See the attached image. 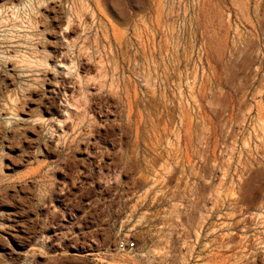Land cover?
I'll return each instance as SVG.
<instances>
[{
  "label": "rangeland",
  "instance_id": "obj_1",
  "mask_svg": "<svg viewBox=\"0 0 264 264\" xmlns=\"http://www.w3.org/2000/svg\"><path fill=\"white\" fill-rule=\"evenodd\" d=\"M262 147L264 0H0V264H264Z\"/></svg>",
  "mask_w": 264,
  "mask_h": 264
},
{
  "label": "bare ground",
  "instance_id": "obj_2",
  "mask_svg": "<svg viewBox=\"0 0 264 264\" xmlns=\"http://www.w3.org/2000/svg\"><path fill=\"white\" fill-rule=\"evenodd\" d=\"M75 1V0H74ZM78 2V1H77ZM81 2V1H80ZM80 2H79V5H80ZM85 2V1H84ZM74 3V2H73ZM251 4V3H250ZM73 5V4H72ZM72 5H71V8H72ZM86 5V4H85ZM58 7H59V5H58ZM74 7H76V6H74ZM230 9V8H229ZM73 10V9H72ZM79 10V9H78ZM83 10H84V8H83ZM82 10V11H83ZM66 13V12H65ZM72 13V12H71ZM75 13V12H74ZM79 13V12H78ZM84 13H85V11H84ZM227 14V13H226ZM65 15V14H64ZM67 17V16H66ZM65 17V18H66ZM83 17V16H82ZM64 18V19H65ZM75 18V17H74ZM80 20V19H79ZM65 22V21H64ZM73 22V21H72ZM86 22V21H85ZM254 22V21H253ZM78 23V22H77ZM66 26V27H65ZM64 27H65V29L67 28V22H66V25H65ZM74 26V25H73ZM253 26V25H252ZM64 29V30H65ZM68 30H69V28H68ZM66 31V30H65ZM112 32V31H111ZM114 32V31H113ZM110 36V35H109ZM113 36H115V35H113ZM105 37V36H104ZM110 38V37H109ZM117 39V38H116ZM118 40V39H117ZM110 41H111V39H110ZM116 43H117V41H116ZM66 65V64H65ZM69 66V65H68ZM75 66V65H74ZM127 87V86H126ZM127 89V88H126ZM126 91V90H125ZM121 93V92H120ZM136 93V92H135ZM126 94V93H125ZM130 94V93H129ZM132 94V93H131ZM135 95V94H134ZM137 95V94H136ZM135 95V96H136ZM137 97V96H136ZM137 101V100H136ZM131 102V101H130ZM135 102V101H134ZM131 104V103H130ZM130 104H128V105H130ZM134 105V104H133ZM132 106V105H131ZM131 108V110L133 109L132 107H130ZM128 109H129V107H128ZM127 109V110H128ZM130 114V113H129ZM138 115V114H137ZM134 116V115H133ZM151 116V115H150ZM129 117V116H128ZM134 117H136V116H134ZM138 117H141V116H138ZM132 118V117H131ZM154 118V117H153ZM139 119V118H138ZM138 119L136 120V121H138ZM133 120V119H132ZM155 121V120H154ZM135 122V121H134ZM148 122H150V121H148ZM131 123H132V121H131ZM138 124V123H137ZM140 124V123H139ZM59 125V124H58ZM95 126V125H94ZM137 126V125H136ZM92 127H93V125H92ZM148 127V126H147ZM95 128V127H94ZM93 129V128H92ZM91 129V130H92ZM155 129V128H154ZM94 132H96L95 130H93ZM92 132V131H91ZM89 134V133H88ZM136 134V133H135ZM72 136V135H71ZM93 136V135H92ZM97 136V135H96ZM73 137H74V135H73ZM88 137V136H87ZM71 138V137H70ZM79 138V137H78ZM137 138V137H136ZM74 139V138H73ZM72 139V140H73ZM77 139V138H76ZM95 139V138H94ZM58 140V139H57ZM156 140V139H155ZM69 141V140H68ZM152 141V140H151ZM76 142V141H75ZM263 148V147H262ZM264 149V148H263ZM260 152H261V150H260ZM247 153H249V152H247ZM260 154V153H259ZM249 155H250V153H249ZM264 155V154H263ZM251 159H253V158H251ZM256 160H257V158H255ZM239 161V160H238ZM252 162V161H251ZM257 162V161H256ZM249 163V162H248ZM206 164H207V162H206ZM258 164V163H257ZM240 165V164H239ZM242 167H243V165H242ZM235 169V168H234ZM240 172H241V170H240ZM245 172V171H244ZM239 173V172H238ZM235 175H237L236 173H235ZM251 175V174H250ZM245 176V175H244ZM235 178H236V176H234ZM237 177H239L238 175H237ZM238 179V178H237ZM257 181H259V178H258V180ZM239 182V181H238ZM260 186V185H259ZM257 189V188H256ZM255 189V190H256ZM237 191V190H236ZM264 191V190H263ZM262 193V192H261ZM233 194V193H232ZM235 194V193H234ZM234 196V195H233ZM237 196V195H236ZM260 196V195H259ZM234 198V197H233ZM237 198V197H236ZM234 200V199H233ZM264 200V199H263ZM228 201V200H227ZM230 202H233V201H230ZM264 202V201H263ZM239 212V211H238ZM231 214V213H230ZM236 214V213H235ZM233 215V214H232ZM262 216V215H261ZM231 217V216H230ZM241 217V216H240ZM253 217V216H252ZM256 217H257V215L255 216V219H256ZM240 219V218H239ZM239 219H235L236 221H238ZM234 219H232V221H233ZM245 220V219H244ZM253 221V220H252ZM245 222H246V220H245ZM243 223V222H242ZM257 223V222H256ZM260 224H262V222L260 223ZM259 224V225H260ZM232 225V224H231ZM237 229V228H236ZM17 229H15V231H16ZM11 232V231H10ZM19 233V232H18ZM8 234V233H7ZM235 234V233H234ZM233 234V235H234ZM15 235V234H14ZM247 235V234H246ZM16 236V235H15ZM14 238V237H13ZM12 239V238H11ZM14 240H15V238H14ZM18 241V240H17ZM22 241V240H21ZM245 243V242H244ZM248 246V245H247ZM249 247V246H248ZM253 247V246H252ZM242 248V247H241ZM19 251H21V250H19ZM232 251H233V249H232ZM232 251H230V252H232ZM229 252V253H230ZM251 252V251H250ZM221 253V252H220ZM248 253V252H247ZM259 254V253H258ZM257 254V255H258ZM225 255V254H224ZM249 255H250V253H249ZM221 256V255H220ZM256 257V256H255ZM254 257V258H255ZM242 259V258H241ZM251 259V258H250ZM224 260V259H223ZM248 260V259H247ZM231 262V261H230ZM229 262V263H230ZM237 262V261H236ZM229 263H227V264H229ZM244 263V262H243ZM255 263V262H254ZM246 264V263H245ZM252 264V263H251Z\"/></svg>",
  "mask_w": 264,
  "mask_h": 264
},
{
  "label": "built area",
  "instance_id": "obj_3",
  "mask_svg": "<svg viewBox=\"0 0 264 264\" xmlns=\"http://www.w3.org/2000/svg\"><path fill=\"white\" fill-rule=\"evenodd\" d=\"M116 245L117 249L123 252H134L137 250L136 242L125 236L119 237L117 239Z\"/></svg>",
  "mask_w": 264,
  "mask_h": 264
}]
</instances>
